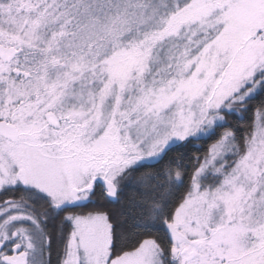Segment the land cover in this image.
I'll return each instance as SVG.
<instances>
[{
    "label": "snow or ice",
    "instance_id": "snow-or-ice-1",
    "mask_svg": "<svg viewBox=\"0 0 264 264\" xmlns=\"http://www.w3.org/2000/svg\"><path fill=\"white\" fill-rule=\"evenodd\" d=\"M0 264H264V0H0Z\"/></svg>",
    "mask_w": 264,
    "mask_h": 264
},
{
    "label": "trees",
    "instance_id": "trees-1",
    "mask_svg": "<svg viewBox=\"0 0 264 264\" xmlns=\"http://www.w3.org/2000/svg\"><path fill=\"white\" fill-rule=\"evenodd\" d=\"M201 146H202V145H201V142H200V141H197V142H195V145L192 146L191 151H192V152H195V151H196V148H197V147H201Z\"/></svg>",
    "mask_w": 264,
    "mask_h": 264
}]
</instances>
